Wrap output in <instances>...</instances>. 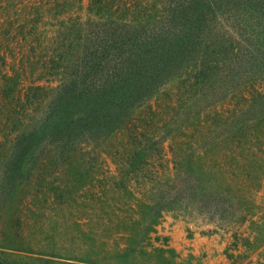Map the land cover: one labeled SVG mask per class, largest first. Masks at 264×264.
<instances>
[{
    "label": "trees",
    "instance_id": "obj_1",
    "mask_svg": "<svg viewBox=\"0 0 264 264\" xmlns=\"http://www.w3.org/2000/svg\"><path fill=\"white\" fill-rule=\"evenodd\" d=\"M37 19L20 12L0 15V154L14 164L7 181L0 176V205L14 200L25 185L19 178L34 169L29 161L37 156L54 164L127 133L134 150L126 165L136 172L149 157H168L164 145L186 124H177L183 111L187 122L193 111H205L207 118L216 111L214 129L199 137L196 153L202 155L173 163L176 178L168 190L150 191L156 199L142 216L153 225L167 204L179 200L223 219L238 215L233 208L248 198L252 177L246 168L238 173V165L230 171L228 153L244 158L224 147L217 163L205 159L209 141L235 149L236 141L248 149L249 140L257 139L264 149V0H154L139 15L99 18L93 29L72 30L48 62L40 55L49 34L29 28L42 17ZM57 68L56 84L46 85L42 75ZM164 91L171 111L160 118L154 99ZM243 112L252 117L231 124Z\"/></svg>",
    "mask_w": 264,
    "mask_h": 264
},
{
    "label": "rangeland",
    "instance_id": "obj_2",
    "mask_svg": "<svg viewBox=\"0 0 264 264\" xmlns=\"http://www.w3.org/2000/svg\"><path fill=\"white\" fill-rule=\"evenodd\" d=\"M153 2L0 0V15L20 12L35 19L42 17L29 28L49 34L45 41L47 46L40 55L46 59L44 62H48V56H52L59 44L66 45V37H73L69 35L72 30L93 29L99 18L139 15L140 11L151 9ZM57 70L42 75L46 85L56 84ZM38 74L31 78L35 79ZM261 90H264V84H261ZM176 92L174 89L170 93L174 95ZM166 94L164 91L154 99L161 108L158 109L162 114L160 118L167 110L171 111V107L165 106L169 103ZM231 100L229 106L235 112ZM204 112L198 115L193 111L187 122V110L183 111L177 117V124H186L178 127L171 136L173 141L170 139L164 145L168 157H149L144 167L136 172L126 165L134 150L127 133L120 134L110 145H99L96 150L92 147L72 158L61 157L54 164L48 156H37V161H29L34 169L19 178L25 185L20 187L11 203L1 200L0 263L264 264V181L261 182L264 178V149L257 139L249 140L251 146L248 149L236 141V149L230 143L209 141L213 143H209L211 152L204 158L211 164L217 163L221 158L218 152L224 147L233 149L237 157L244 158L234 160V155L228 153L232 166L229 170L238 165V173L246 168L252 177L248 184V198L233 208L238 215L223 219L189 201L179 200L167 204V209L153 221V225L147 226L143 219V209L156 199L150 191L168 190V185L176 178L173 163L183 164L184 158L187 162V155L194 159L202 155L196 153L203 142L199 137L210 128L214 129L210 126L213 125L210 119L216 115L213 111L207 118L208 113ZM252 114L243 112L231 124L252 117ZM142 121H138L140 126ZM154 129L153 126L152 131ZM187 144L190 145L188 150ZM169 145L173 151L168 150ZM13 166L12 158L0 154V170L3 172L0 176L4 181L10 178L5 173H9ZM181 170L184 174L185 169L182 167ZM3 186L6 189L8 184L4 182ZM54 191L58 200L53 199ZM2 192L6 194L5 190ZM32 194L40 198L31 199ZM18 213L20 215H16Z\"/></svg>",
    "mask_w": 264,
    "mask_h": 264
}]
</instances>
